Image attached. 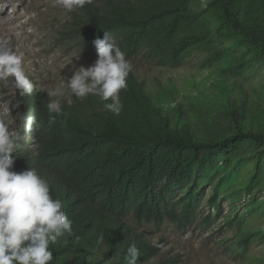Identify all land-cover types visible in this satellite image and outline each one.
<instances>
[{
    "label": "trees",
    "instance_id": "obj_1",
    "mask_svg": "<svg viewBox=\"0 0 264 264\" xmlns=\"http://www.w3.org/2000/svg\"><path fill=\"white\" fill-rule=\"evenodd\" d=\"M80 10L90 55L97 53L93 41L107 32L126 59L142 56L180 69L198 57L201 71H212L237 94L264 74V0H205L203 6L201 0H99ZM165 92L154 96L130 72L119 116L93 95L63 106L66 115L50 116L43 95L34 90L22 98L17 91L18 110L37 116L27 135H35L38 147L23 151L21 142L11 170L35 168L73 222L72 235L50 245V264H127L132 242L137 264H145L161 247L133 234L124 220L186 228L206 197L208 213L226 220L220 229L236 238V250L246 253L256 236L264 243V133L238 123L226 138L207 140L184 118L198 117L196 103L170 100ZM258 94L264 97V87ZM160 98L170 100L164 107L173 116L161 113ZM223 101L230 118L245 112ZM239 203L246 208L234 209Z\"/></svg>",
    "mask_w": 264,
    "mask_h": 264
},
{
    "label": "rangeland",
    "instance_id": "obj_2",
    "mask_svg": "<svg viewBox=\"0 0 264 264\" xmlns=\"http://www.w3.org/2000/svg\"><path fill=\"white\" fill-rule=\"evenodd\" d=\"M97 1L99 0H91L88 4ZM0 20V33L3 34H0V45L22 55L25 74L33 81L37 94L43 95L49 101L50 97L45 90L63 86L64 94L53 98L60 101L61 108L72 107L85 101L87 96L76 98L65 83L73 74V66L88 67L98 58L97 53L90 55L83 48L82 32L79 30L83 24L80 8L69 12L58 5L54 6V0H0ZM9 22H12L13 27L7 25ZM126 60L130 62L131 72L137 81L154 96H158L155 91L162 94L165 90L170 100L177 98L185 105L195 102L196 106L191 108L198 113V117L191 120L184 114V118L207 140L226 138L238 123H242L247 130L264 133V97L260 98L258 94L264 87V74L246 83L243 90H239L237 94L231 91V87L226 88L223 80L218 82V76L212 71H201L198 57L180 69L158 66L145 61L142 56ZM12 80L14 77L0 80V115L10 130L22 131L21 134L25 136L22 142L26 143L23 151L30 148L35 150L38 147L35 135H27L28 133L22 130L19 118L21 111L17 107V91ZM215 80L216 82L209 86ZM223 96L234 102L233 108L238 113V106L243 105V115L238 114L235 119L230 118ZM170 100L157 99V107L164 116L175 114L173 109L166 110L164 107ZM255 109L257 111L253 112ZM173 204L170 202L169 206ZM247 206H250L249 203ZM198 208L193 224L186 228L177 227L168 220L163 224H139L134 217L124 220L127 229L133 234L151 246L161 247L158 256L145 264L262 263L264 243L259 237L251 239L246 253L236 250V238L220 229L226 220H219L217 213H208L207 197L200 201ZM239 208L244 210L246 207H242L241 203L234 207L236 210ZM179 211L180 208L177 212ZM207 219L210 220L209 223Z\"/></svg>",
    "mask_w": 264,
    "mask_h": 264
},
{
    "label": "clouds",
    "instance_id": "obj_3",
    "mask_svg": "<svg viewBox=\"0 0 264 264\" xmlns=\"http://www.w3.org/2000/svg\"><path fill=\"white\" fill-rule=\"evenodd\" d=\"M88 3L91 0H54V6L69 12ZM204 3L201 0L202 6ZM93 45L98 55L96 61L88 67L73 66V74L64 82L76 98L96 96L107 111L119 116L123 107L120 92L127 87L132 66L109 33L105 32L103 39L96 38ZM10 77H14L12 83L20 97L34 92L35 85L25 74L22 55L0 45V80ZM45 91L50 97L49 115H66L60 101L53 99L64 94L63 86ZM19 118L25 133L31 132L37 123L34 114L23 112ZM21 132L10 130L0 115V264H50L53 260L50 245L71 236L73 222L65 213L62 200L50 195L48 181L35 168L11 170L13 154L25 138ZM139 256L136 243H130L125 255L127 264H137Z\"/></svg>",
    "mask_w": 264,
    "mask_h": 264
},
{
    "label": "bare ground",
    "instance_id": "obj_4",
    "mask_svg": "<svg viewBox=\"0 0 264 264\" xmlns=\"http://www.w3.org/2000/svg\"><path fill=\"white\" fill-rule=\"evenodd\" d=\"M14 18H15V17H14ZM18 18H19V17H18ZM12 22H13V21H12ZM12 22H9V24H7V25L11 26ZM16 22H17V21H16ZM0 23H1V20H0ZM3 23H4V22H3ZM4 25H5V24H4ZM4 25H2V26H4ZM7 27H8V26H7ZM7 27H6V28H7ZM11 27H13V25H12ZM14 27H15V26H14ZM17 27H18V26H17ZM1 28H2V27H1ZM3 28H4V27H3ZM6 28H5V29H6ZM12 29H13V28H11V30H12ZM6 30H8V28H7ZM6 30H4V32H6ZM0 31H1V30H0ZM2 31H3V30H2ZM9 31H10V30H9ZM9 31H7V32L9 33ZM4 32H3V33H4ZM0 34H2V33H0ZM5 34H6V33H5ZM2 35H3V34H2ZM6 35H7V34H6ZM7 36L9 37V35H7ZM5 37H6V36H5ZM5 37H4V38H5ZM6 39H7V37H6ZM2 42H3V41H2Z\"/></svg>",
    "mask_w": 264,
    "mask_h": 264
}]
</instances>
